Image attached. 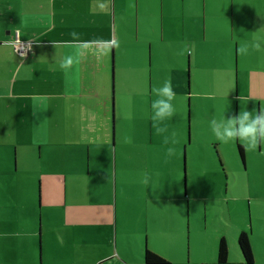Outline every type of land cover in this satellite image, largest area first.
<instances>
[{
	"label": "rangeland",
	"instance_id": "1",
	"mask_svg": "<svg viewBox=\"0 0 264 264\" xmlns=\"http://www.w3.org/2000/svg\"><path fill=\"white\" fill-rule=\"evenodd\" d=\"M177 1L185 8L189 4L194 21L176 57H164L165 76L178 68L187 95L175 99L177 115L160 125L167 132L158 134L151 120L150 104L161 83L145 43L143 68L136 76L139 87H126V101L118 104V112L114 104L117 116L131 119L128 127L119 123L115 137L114 116L117 183L97 174L87 179L71 176L58 183L65 190L64 201L91 202L100 214L110 213L111 225L88 233L67 227L63 210L46 204L39 181L8 179L0 182V264H94L113 252L141 259L145 249L170 264H219L222 237L229 247L227 264H244L238 246L242 231L249 235L255 258L264 256V147L251 151L240 142H220L210 124L224 108L226 118L238 115L245 107L242 92L249 99L247 110L259 111L264 104L256 93L264 81V31L253 28L263 0ZM147 2V19L159 35L162 0ZM136 4V0H123L118 14L129 24L126 30L132 36ZM149 27L154 34L153 24ZM165 136L170 137L168 144ZM125 137L131 142H125ZM133 143L129 158L121 154L125 144ZM238 145L244 148V160ZM120 154L129 160L128 168L121 167ZM144 173L151 176L152 186L141 183ZM98 264H120V258L109 257Z\"/></svg>",
	"mask_w": 264,
	"mask_h": 264
},
{
	"label": "crops",
	"instance_id": "2",
	"mask_svg": "<svg viewBox=\"0 0 264 264\" xmlns=\"http://www.w3.org/2000/svg\"><path fill=\"white\" fill-rule=\"evenodd\" d=\"M136 1L132 36L126 30L129 24L118 16L123 0H0V182L39 181L46 204L63 210L67 227L85 233L110 226V213L107 217L100 214L91 202L69 204L58 183L71 176L87 179L94 174L117 183L114 116L115 137L119 123L128 127L131 119L117 116L114 104L118 112V104L126 101V87H139L136 76L143 68L145 43L156 62L159 86L171 80L176 98L187 96L180 70L172 69L167 78L163 66L164 57H176L177 47L184 45L186 30L194 21L189 4L185 8L177 0H162L161 33L157 35V27L146 15L149 2ZM254 16L253 28L264 31V0ZM72 33L77 34L75 38ZM17 40L30 45L28 56L16 53ZM67 56L73 64L65 71L59 63ZM256 93L264 100V81ZM134 147L135 143L125 144L121 154L129 158ZM121 154V167L128 168L129 160ZM68 166L72 169L67 170ZM252 251L255 254L253 247ZM109 257L120 258V264H145L142 257L115 252L94 264ZM259 258L254 255V264H264V256Z\"/></svg>",
	"mask_w": 264,
	"mask_h": 264
},
{
	"label": "clouds",
	"instance_id": "3",
	"mask_svg": "<svg viewBox=\"0 0 264 264\" xmlns=\"http://www.w3.org/2000/svg\"><path fill=\"white\" fill-rule=\"evenodd\" d=\"M76 35V33H72L74 38ZM15 43L20 45V41ZM255 47H259V45L257 44ZM72 64V58L67 56L59 63V67L67 71L72 67ZM155 96L156 98L150 104L151 120L157 126V133L163 134L167 132V127H160V125L172 120L177 115V108L174 103L176 92L174 91L171 80L165 81L161 87L157 88L155 90ZM248 100L242 97V103L245 107L241 108L238 115L226 118V108H224L221 115L211 119L210 124L211 130L218 141L223 143L240 142L246 149L256 151L258 147H264V104H261L259 111L255 108L249 111L246 109ZM125 142H131L130 138L125 137ZM169 142L170 137L165 136L164 143L168 144ZM171 143H175V140L171 139ZM167 151L171 155L173 149L169 147ZM141 183L146 186H152L151 176L148 173H144L141 178Z\"/></svg>",
	"mask_w": 264,
	"mask_h": 264
},
{
	"label": "trees",
	"instance_id": "4",
	"mask_svg": "<svg viewBox=\"0 0 264 264\" xmlns=\"http://www.w3.org/2000/svg\"><path fill=\"white\" fill-rule=\"evenodd\" d=\"M239 153L242 160L245 159V153L242 146L238 145ZM238 246L244 259V264H254V254L252 251L250 238L247 232H241L238 237ZM229 258V247L227 240L222 237L218 246V263L227 264ZM145 264H170L166 259L156 253L145 249L144 252Z\"/></svg>",
	"mask_w": 264,
	"mask_h": 264
},
{
	"label": "built area",
	"instance_id": "5",
	"mask_svg": "<svg viewBox=\"0 0 264 264\" xmlns=\"http://www.w3.org/2000/svg\"><path fill=\"white\" fill-rule=\"evenodd\" d=\"M17 41H19V40H17ZM29 49H30V45L25 43V42L20 41V45L18 43L15 44V51L21 57L28 56Z\"/></svg>",
	"mask_w": 264,
	"mask_h": 264
},
{
	"label": "flooded vegetation",
	"instance_id": "6",
	"mask_svg": "<svg viewBox=\"0 0 264 264\" xmlns=\"http://www.w3.org/2000/svg\"><path fill=\"white\" fill-rule=\"evenodd\" d=\"M241 146V145H240ZM243 147V146H242ZM244 149V148H243ZM244 153H245V151H244Z\"/></svg>",
	"mask_w": 264,
	"mask_h": 264
}]
</instances>
